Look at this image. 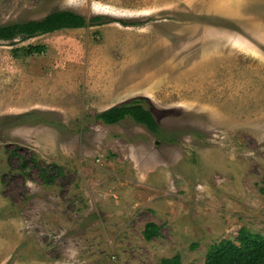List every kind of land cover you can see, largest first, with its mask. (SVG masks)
<instances>
[{
	"label": "rangeland",
	"instance_id": "rangeland-1",
	"mask_svg": "<svg viewBox=\"0 0 264 264\" xmlns=\"http://www.w3.org/2000/svg\"><path fill=\"white\" fill-rule=\"evenodd\" d=\"M58 10L107 18L0 41V264H204L264 236V0H0V25ZM134 99L159 137L96 119Z\"/></svg>",
	"mask_w": 264,
	"mask_h": 264
},
{
	"label": "trees",
	"instance_id": "trees-1",
	"mask_svg": "<svg viewBox=\"0 0 264 264\" xmlns=\"http://www.w3.org/2000/svg\"><path fill=\"white\" fill-rule=\"evenodd\" d=\"M107 17L96 15L86 18L68 10H58L49 13L40 20H32L23 23L0 25V41H12L17 38L27 40L40 35H46L61 30L85 29L100 25ZM118 22L128 26L123 21ZM43 45L27 46L22 51L24 55H41L44 53ZM21 51L14 49L13 53ZM130 118L136 125L146 128L154 136L159 137L161 129L151 109L145 105L144 99H134L122 105L113 106L96 115V119L103 124L116 125ZM158 227L151 223L147 224L143 236L151 240L157 234ZM162 264H180L179 257L163 259ZM204 264H264V236L254 235L247 229L241 228L236 242L222 240L214 245L206 255Z\"/></svg>",
	"mask_w": 264,
	"mask_h": 264
}]
</instances>
